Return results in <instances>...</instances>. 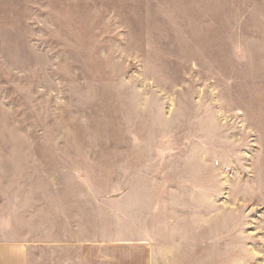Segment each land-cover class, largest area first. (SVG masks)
<instances>
[{
	"label": "rangeland",
	"instance_id": "rangeland-1",
	"mask_svg": "<svg viewBox=\"0 0 264 264\" xmlns=\"http://www.w3.org/2000/svg\"><path fill=\"white\" fill-rule=\"evenodd\" d=\"M18 131L151 218L162 264H264V0H0Z\"/></svg>",
	"mask_w": 264,
	"mask_h": 264
},
{
	"label": "crops",
	"instance_id": "crops-1",
	"mask_svg": "<svg viewBox=\"0 0 264 264\" xmlns=\"http://www.w3.org/2000/svg\"><path fill=\"white\" fill-rule=\"evenodd\" d=\"M34 136L0 134V264L167 262L151 218L131 225L117 198L83 202L81 172L67 168L65 149L36 147Z\"/></svg>",
	"mask_w": 264,
	"mask_h": 264
}]
</instances>
